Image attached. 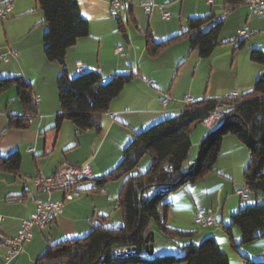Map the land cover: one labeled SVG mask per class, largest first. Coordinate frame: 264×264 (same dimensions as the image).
<instances>
[{
    "label": "crops",
    "instance_id": "0c3cea01",
    "mask_svg": "<svg viewBox=\"0 0 264 264\" xmlns=\"http://www.w3.org/2000/svg\"><path fill=\"white\" fill-rule=\"evenodd\" d=\"M76 1L81 16L88 22L89 33L66 51L64 68L68 77L78 76L80 65L83 72L97 71L104 80L113 75L127 73L134 74V78L110 103L108 110L98 116V130L77 133L76 127L70 121H64L60 127L55 128V118L61 112L56 79L62 71V66L47 61L44 56L42 36L46 25L43 22V14L35 0H0V5H11L9 16L0 26V53L8 55L6 63L0 62V79L21 77L30 86L32 103L33 98H38V103H33L35 114L28 116L19 104L14 86L0 94V157L5 158L14 152L20 157L16 175L0 172V216L3 218L0 223V264L5 262L6 252L1 239L15 238L22 220L35 213L38 202L48 199L52 202H62V212L55 216L49 228H34L32 237L23 245L22 253L10 264H35L49 243L87 235L109 212L106 205H110L117 197L123 178L107 183L99 193L87 191L91 180L100 178L119 163L124 147L136 133L186 107V96L190 97L192 102L204 99L223 100L231 91L237 89L241 98L251 91V78L255 76L252 79L255 81L261 72L255 73L251 66V77L249 75L247 81L238 78L234 83L218 77V63L224 55L231 56L234 60L241 56L238 62L243 59L247 63V55L251 49L263 48L260 44L250 45L246 50L248 54H241L247 42V34L254 36L264 32V23L254 18L256 15L245 6L239 5L227 14L221 27L222 34L230 29L237 37H243L240 41L243 44L240 46L239 42L234 47L235 39L230 38L221 46L218 38V45L211 57L201 59L197 49L189 45L187 36L167 44L154 56L149 55L146 50L147 38L149 36L156 43L165 42L185 32L187 20L190 18L207 15L217 18L224 11L225 0H153L156 6H163L169 14L168 20L161 19V11L158 8L146 13L139 5L143 0H118L119 17L114 19L109 14L110 0ZM121 3L124 4L126 27L120 18ZM207 27L203 28V31ZM242 30H245L244 35L240 34ZM227 43L232 44L224 45ZM118 45L123 46L120 55H116L114 51ZM232 46L234 48H230ZM204 60L209 62H203ZM190 61L194 67L193 75L187 84H181L177 77L182 66ZM204 65H207L209 70L210 83L202 94L199 88L201 83L196 80L199 67ZM247 67L251 69L248 65ZM213 72L215 77L213 76L212 82ZM144 79L151 80L152 85L145 84ZM164 98L168 99L166 105L161 103ZM109 114L114 115L113 120ZM12 117L25 119L26 128H9L8 120ZM222 122V119H218L210 128L198 125L192 129L191 147L183 164L184 172H188V167L195 162L201 141L210 131L220 127ZM248 160L246 148L234 136L226 135L213 170L197 182L198 184L216 176V186L186 187L185 195L191 198L187 209L190 210L189 217L194 224L196 212L204 211L215 218L218 228L219 224L226 227L230 223V216L239 209L254 203H264L259 195H254L249 203V194L246 200L236 201L235 193L242 188L241 175ZM84 164L91 168V179L82 180L70 188H56L47 194L37 190L33 183L40 174L51 177L61 167ZM225 185L230 191L225 192L226 199L221 204V188ZM193 189H204L208 194L215 192L216 197L210 204H199L194 199ZM67 194L72 196L70 200L65 199ZM231 194L234 196L230 197ZM183 195L170 196L172 212L178 207L174 202ZM98 197L106 198V205H102L103 201ZM216 233L208 231L196 235L195 232L192 242L198 243L208 236L217 242ZM263 252L264 249L261 251V258H264Z\"/></svg>",
    "mask_w": 264,
    "mask_h": 264
},
{
    "label": "trees",
    "instance_id": "16d2710c",
    "mask_svg": "<svg viewBox=\"0 0 264 264\" xmlns=\"http://www.w3.org/2000/svg\"><path fill=\"white\" fill-rule=\"evenodd\" d=\"M35 2L46 25L42 36L44 56L47 61L62 66L56 79L61 112L55 118V128L64 121H70L77 133L98 130V116L108 110L110 103L120 95L134 74L113 75L104 80L97 71L82 70L78 76L69 78L64 68L66 51L79 39L88 36V22L81 16L76 0ZM241 2L225 0V5L234 7ZM214 20L212 15L190 18L185 32L165 42L156 43L148 36L146 50L154 56L167 44L187 36L191 48L197 49L201 59H207L218 45L223 23ZM205 27L207 29L203 31ZM242 44L240 42L239 45ZM249 58L263 67V71L257 76L251 91L238 98L234 105H228L224 100L209 99L191 103L173 116L136 133L124 147L119 163L100 178L91 180L87 191L99 193L107 183L123 178L116 197V205L123 217L121 226L108 228L97 224L84 237L49 243L35 264H229L213 237L208 236L194 243L192 237L195 233L167 226L166 217L171 204L164 201L169 193L178 190L184 183L194 184L213 170L226 135L234 136L249 154L243 171L242 189H246L248 194L264 197V53L251 49ZM12 86L17 90L19 104L25 113L33 116L35 112L29 84L21 77L0 79V94ZM217 105L226 106L223 122L201 141L191 171L184 172L183 164L191 147L192 129L200 125ZM8 126L25 129L26 121L12 117L8 120ZM145 154H149L151 159L148 168L143 173L132 174ZM19 165L17 152L0 157L2 173L16 175ZM151 222L170 242L180 243L182 255L142 257L144 239L149 234ZM231 226H237L240 230V245L264 237V203L245 206L230 216V223L223 231L231 247L235 248L238 244L232 239ZM122 247L135 249L137 256L117 259L115 251ZM243 264H264V258L256 262L244 258Z\"/></svg>",
    "mask_w": 264,
    "mask_h": 264
},
{
    "label": "rangeland",
    "instance_id": "374dc122",
    "mask_svg": "<svg viewBox=\"0 0 264 264\" xmlns=\"http://www.w3.org/2000/svg\"><path fill=\"white\" fill-rule=\"evenodd\" d=\"M123 3H121V7H120L119 11L121 13V16H120L121 21H122L123 25L126 27V17L124 14L125 11H124V4ZM117 12L118 11H116V13L114 15H112L113 19L119 17ZM253 17L257 18L258 20H261L264 23V17H259V16H253ZM5 20H3V21H5ZM3 21H0V26H1V22L3 23ZM129 23H130V21H129ZM225 34H226V36H225ZM225 34H222V30H221V34H220L221 36L219 37V44H221V46L223 43H226V41H229L230 38L231 39L234 38L235 43H233V46L235 47L243 39V37H237L234 33H232V31L230 29H229V31H226ZM250 35H251L250 33L246 35L247 42L245 43L244 49L241 53L242 56H245V53L248 54V51H246V50H248L250 45L252 46V45L260 44L261 46H263L262 49L264 50V32L258 33L254 36H250ZM228 44H232V43H227L224 45H228ZM228 46H230V45H228ZM233 46L230 48H234ZM254 49H256V48H254ZM262 49H260V50L264 53V51ZM240 58H242V57L238 56L237 59L234 60L233 57L228 56V55H224L222 57V59L219 58V59H221V61L219 60V63H218V67H219L218 71H220L218 73V75H219L218 77L222 78V79L225 78L227 81H229V83H234L238 78L241 81H243V80L247 81V79L249 78V75L251 77L252 68H254L253 70L255 73H257L258 71H261V72L263 71V67H261L260 65L250 61L249 55H247V63H245L243 59L241 60V62H238V60ZM203 62H209V60H204ZM247 65L250 68L252 66V68L248 69ZM193 72H194L193 63L190 61L185 66H182L181 73L178 75L177 80L181 81V84L182 83L187 84L189 82L191 76L193 75ZM213 76L215 77L214 72L211 76L212 82L214 80ZM254 77L255 76H253L251 78V83H252L251 87H253V84H254V80H252V79H254ZM196 81H200L201 85L199 88H200L201 93L204 94L206 91L207 84L210 83V73H209V70L207 68V65L199 67L198 76H197ZM195 85H196V83H195ZM180 92H181V90H180ZM232 92H237L239 94L238 90L235 89V90L231 91L226 97H228ZM237 100H238V98H237ZM237 100L235 99L233 101L236 102ZM233 101H230L229 105ZM222 111L224 112L225 109L223 108ZM150 161H151L150 155L145 154L140 159V161L137 165V168L132 172V174H138V173L145 172L146 169L148 168L149 164H150ZM241 177H242L241 179L243 181V173H242ZM209 178L210 179H205V181H202L198 184L196 182L193 185L190 182H186L178 190L173 191L166 196L164 202H169L171 204L170 196L175 195V196L179 197L180 195L184 194L181 198H179L178 200L176 199V201L174 202V205L178 206V207H175L173 209L174 210L173 212L169 209V211L167 213V217H166V225L169 226L170 228L173 227V228L183 229V231L186 230V231H190L193 233L196 232V235L204 234V233H207L208 231L215 232V233L217 232L215 234L216 235L215 237L217 239L216 243H218L220 250L228 258L229 264H243L244 258H247V259L254 261V262L262 261L263 258H261L260 254H261V251L264 249V237H259V238L255 239L254 241H252L248 244L240 245L239 244L240 243V230L237 226H231L229 228V230H231L230 233L232 235V239H233L235 244H238V246L233 248L230 245V242L228 240V236L223 231V228L225 226L223 227L221 224H219L218 230L216 228L206 230V229H202L200 226H197L196 224L193 223V221H191V219L189 217L190 216V212H189L190 210L187 209V203L189 202V204H190L191 198L189 197V195H185V192L187 191L186 187L187 186H204L203 188H205V186H210V187L216 186V182H218V181H216L217 179L215 180V178H217V177L215 176V177H209ZM211 180H214V181H211ZM62 189H67V188H62ZM193 190H194L193 191L194 199L199 204H210V202L212 200H214L216 197L215 192H211L210 194H208L205 192L204 189H200V190L193 189ZM221 190H222V192H221V196H222L221 204H222L224 202V200L226 199L225 198L226 197L225 192H229L230 188L225 185L221 188ZM237 192L235 193V195H237ZM196 194H198V195H196ZM97 196H102V195H97ZM232 196H234V195L231 194L230 197H232ZM259 196L264 200V197L262 195H259ZM98 198H101V197H98ZM253 198H254V194L250 193L249 194V203L252 202ZM101 199L103 201L102 205H106V203L104 202L106 200V198H101ZM239 199L240 198L237 195L236 201H238ZM191 205H192V203H191ZM106 206H108L109 212H107L105 217L100 219V221L98 222L99 225L105 226L108 228H114L117 226H121L123 224V217H122L121 209L118 208V206L116 205V198L112 200L110 205H106ZM150 232L153 233V243H152L153 254L151 256H149L143 250L142 251V257L143 258H152V256H164V255H174V256L182 255V252L180 251V245H179L180 243H178V245H177L173 242H170L168 240V238L166 237V235L163 234L161 232V230L153 222H151L149 224V233ZM167 247L169 248L168 250H167ZM263 254H264V252L262 253V255ZM46 264H53V263H46ZM180 264H184V263H180Z\"/></svg>",
    "mask_w": 264,
    "mask_h": 264
},
{
    "label": "built area",
    "instance_id": "2783aa9c",
    "mask_svg": "<svg viewBox=\"0 0 264 264\" xmlns=\"http://www.w3.org/2000/svg\"><path fill=\"white\" fill-rule=\"evenodd\" d=\"M139 5L146 13H150L154 8H158L161 11V19L168 20L169 14L163 9V6H156L153 3V0H143L139 2ZM245 6L249 9V11L259 17H264V0H242L239 4ZM237 5V6H239ZM234 7H227L225 6L223 13L215 18L214 22L219 23L223 22L224 18L227 14H229ZM119 8V1L118 0H110L109 3V14L112 16L116 13L117 9ZM11 12V5L6 3L4 5H0V21L5 20ZM241 35L245 34V30L240 31ZM115 54L120 55L123 51V46L118 45L115 48ZM8 61L7 54L0 53V62L6 63ZM79 72L82 71L80 65H78ZM145 84L148 86L152 85L151 80L144 79ZM239 94L237 92H232L227 98L223 99L227 101L228 105L230 101L237 100L239 98ZM186 104L189 106L192 102L190 97H186ZM235 102V101H233ZM231 103L234 105L235 103ZM33 103H38V98H33ZM162 105H166L168 103V99L164 98L162 100ZM224 105H217L213 112L203 120L200 125L206 128H210L211 125L214 123L215 120L223 119L225 113L222 111ZM109 117L113 120L114 115L109 114ZM91 179V168L88 164L80 165V166H64L58 169L51 177H45L43 175H38L34 180L33 183L37 190L50 194V192L56 188H69L76 185L78 182L82 180H89ZM240 200H246L248 196V191L246 189H240L237 192ZM72 196L67 194L65 199L70 200ZM63 203L62 202H52L50 199L44 202H38L37 208L35 213L30 215L28 218L22 220L20 230L18 231L17 235L13 239L2 238L1 244L5 247V262L3 264H10L13 260H15L23 251V245L30 240L32 237V230L34 228L38 230H44L49 228L56 215L62 212ZM3 218L0 216V223L2 222ZM194 221L197 225L204 227V228H218V224L215 218L205 213L204 211H197L194 216ZM115 252H136L135 249H130L127 247L118 248ZM264 255V254H263ZM262 255V256H263ZM264 257V256H263Z\"/></svg>",
    "mask_w": 264,
    "mask_h": 264
},
{
    "label": "water",
    "instance_id": "95a60500",
    "mask_svg": "<svg viewBox=\"0 0 264 264\" xmlns=\"http://www.w3.org/2000/svg\"><path fill=\"white\" fill-rule=\"evenodd\" d=\"M191 169H192V165H190L188 167V173L191 171ZM144 243H145V249H144L145 253L147 255L151 256L153 254V245H152V243H153V233L150 232L145 237Z\"/></svg>",
    "mask_w": 264,
    "mask_h": 264
},
{
    "label": "bare ground",
    "instance_id": "6f19581e",
    "mask_svg": "<svg viewBox=\"0 0 264 264\" xmlns=\"http://www.w3.org/2000/svg\"><path fill=\"white\" fill-rule=\"evenodd\" d=\"M137 256V253L136 252H115V257L117 259H124V258H129V257H135Z\"/></svg>",
    "mask_w": 264,
    "mask_h": 264
}]
</instances>
